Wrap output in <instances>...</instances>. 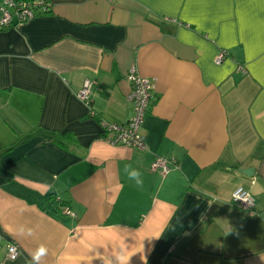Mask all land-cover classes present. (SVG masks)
I'll list each match as a JSON object with an SVG mask.
<instances>
[{
    "label": "crops",
    "instance_id": "obj_1",
    "mask_svg": "<svg viewBox=\"0 0 264 264\" xmlns=\"http://www.w3.org/2000/svg\"><path fill=\"white\" fill-rule=\"evenodd\" d=\"M50 2L0 30V264L41 244L40 264H264V0ZM132 67L153 85L146 151L101 137L133 115Z\"/></svg>",
    "mask_w": 264,
    "mask_h": 264
},
{
    "label": "built area",
    "instance_id": "obj_2",
    "mask_svg": "<svg viewBox=\"0 0 264 264\" xmlns=\"http://www.w3.org/2000/svg\"><path fill=\"white\" fill-rule=\"evenodd\" d=\"M50 7V0H3L0 4V30L12 25L13 20L16 24H20L38 14L46 13ZM224 57L225 52H220L215 57V63H220ZM126 78L130 83V90L126 99L133 104V115L124 124L100 119L101 137L110 144H119L146 151L148 144L140 129L151 103L153 85L151 80L139 74L134 67L128 71ZM90 88L91 81L85 79L82 87L76 93V96L86 104L90 103ZM95 114L93 110H89V115L94 116ZM173 166H176V161L173 158L155 156L149 164V169L164 177ZM230 202L249 216L255 213V197L249 190L237 187L231 193ZM59 210L61 214L74 215L66 204H59ZM5 251L7 258L13 260L18 256L19 248L16 243L8 242L5 245Z\"/></svg>",
    "mask_w": 264,
    "mask_h": 264
},
{
    "label": "clouds",
    "instance_id": "obj_3",
    "mask_svg": "<svg viewBox=\"0 0 264 264\" xmlns=\"http://www.w3.org/2000/svg\"><path fill=\"white\" fill-rule=\"evenodd\" d=\"M127 177L131 180H135L137 185L142 184L141 173L137 169H132L130 166H126L124 169ZM29 234H31L32 230H28ZM47 254V248L43 244H41L32 254L31 264H40L41 258Z\"/></svg>",
    "mask_w": 264,
    "mask_h": 264
},
{
    "label": "water",
    "instance_id": "obj_4",
    "mask_svg": "<svg viewBox=\"0 0 264 264\" xmlns=\"http://www.w3.org/2000/svg\"><path fill=\"white\" fill-rule=\"evenodd\" d=\"M244 172L247 173L246 170H244Z\"/></svg>",
    "mask_w": 264,
    "mask_h": 264
}]
</instances>
